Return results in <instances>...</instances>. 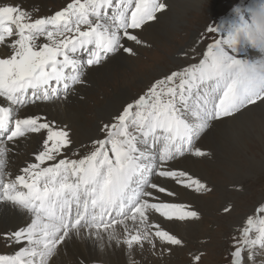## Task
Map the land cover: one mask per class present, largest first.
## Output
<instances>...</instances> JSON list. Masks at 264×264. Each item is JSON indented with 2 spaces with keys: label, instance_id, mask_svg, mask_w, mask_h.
<instances>
[{
  "label": "snow or ice",
  "instance_id": "6c2138e0",
  "mask_svg": "<svg viewBox=\"0 0 264 264\" xmlns=\"http://www.w3.org/2000/svg\"><path fill=\"white\" fill-rule=\"evenodd\" d=\"M167 7L164 0H70L52 15L33 18L21 0H0V218L27 217L0 232L14 249L0 254V264H49L73 237L101 250L124 246L129 256L146 245L163 256L183 244L163 222L199 213L162 199L177 196L165 182L197 193L211 189L174 165L189 156L208 158L212 153L199 142L213 127L264 106V58H237L231 28L226 36L221 27H208L219 38L198 63L150 82L90 144L77 147L67 124L27 114L33 106L66 102L109 59L137 55L128 42L144 44L137 30L158 22ZM31 134H41L42 144L13 176L9 145ZM224 212L231 215L232 208ZM237 231L229 264H257L264 256V198ZM201 259L193 254L192 264Z\"/></svg>",
  "mask_w": 264,
  "mask_h": 264
},
{
  "label": "rangeland",
  "instance_id": "374dc122",
  "mask_svg": "<svg viewBox=\"0 0 264 264\" xmlns=\"http://www.w3.org/2000/svg\"><path fill=\"white\" fill-rule=\"evenodd\" d=\"M27 1L31 3L32 1L35 2L34 0H26V1H22L21 3L26 4ZM167 1L168 0H164L166 4ZM44 2L45 4H41V6L42 5L44 6H42L38 11L36 10L30 11L32 12L31 13L32 16L35 13H39L37 16L52 15L54 12L59 11L63 7H65L66 4L70 2V0H52V1L44 0ZM241 3L244 4V9L238 6ZM251 3L252 0H222L217 3L219 7L216 8L215 10L213 9V12L210 11V6H208L207 4H203L201 10L195 12V14L191 13L187 16V19H185V21L182 22V25H180L176 29V32L173 34V37H171L168 42L165 41V39H162L161 44L163 43L162 44L163 47H160L157 44H153L152 42L150 43L147 40H144L145 38L142 35L146 34L147 33L146 31H148V33L160 34L164 29L168 27V25H166L165 22L161 21L162 20L161 18L165 17L169 12L168 9L170 5H168L167 9L162 14H158L159 16L158 21L159 22L161 21L160 24H158V22L157 23L152 22L151 26L156 24L158 25L150 30L148 27H146L142 31L137 30V32L139 33V38H141L145 42L142 45H135L133 43L135 45L134 50L136 51L137 55L135 56H127L124 54L117 55L116 57L112 58L113 60L109 59L106 63H104L106 66L109 63V61L112 60L108 64L109 68L113 69L110 72L111 77L109 78L108 83L106 85L102 83V81L105 80L106 77L101 79V81L98 83V86L96 88L92 86L93 85L92 83L88 82L89 86H87L88 84H86L85 86L87 87H84L81 90H79V92L82 93L81 96L84 95L82 97V100L80 101L85 102L86 100L87 105L90 107L95 106L94 101L102 102L104 96H100L99 92L102 91L103 89L109 90V92H111L112 90H114L116 83L119 82L121 83V80L123 81L127 76L133 75L132 71L136 69V66H138L136 62H139V64L144 65V66L140 65L137 68V71L141 72L142 76L144 77L141 76L142 77L141 81L140 79H137L138 82L131 81L132 83L131 85L132 87H137L138 88L137 92H139L140 94H143V92L146 90V87L149 85L150 82L154 81L156 78H159L161 75L168 74L175 70H180L181 68L185 66H189L193 63H198L199 60L202 59L203 53L206 51L207 45L213 42L214 39L219 38L218 33L209 34L207 32V28L214 26L221 27L222 35H226L227 34L226 30L230 29L232 25L238 23L239 18H243V19L248 18V11L246 6L250 5ZM36 5L37 4H31L32 7H35ZM234 7H237L238 11L235 12L234 10L231 12L230 10H232ZM225 15L227 17L226 18L227 23H230L231 25L220 24L221 19ZM160 25L161 27L164 28H161ZM237 48L239 49V50L237 49V58L246 59L249 62H255L258 59L264 58V55H262V53L258 49L247 43H246V47L244 43H241L237 46ZM246 49L248 53L247 58H246L247 55ZM167 51H169L170 52L169 54H171L169 58H171L172 56L176 61H179L180 63L179 66L171 64V62L168 60H164L166 58ZM117 57H120L122 59H127L126 61H128V63L131 65V67H134V69L131 70L130 68V70L129 69L127 70L125 69L124 66H117L118 64L116 65L114 63V60H116ZM154 57H156L158 60L159 58H163V60H160L158 62H153L151 58ZM103 65L100 67H103ZM145 84L147 85L146 87L144 86ZM132 87L130 86L131 92H132ZM85 90H90L91 92L88 95H86ZM85 96L86 97L90 96L89 99L91 101L90 100L87 101V98ZM75 102L70 103L68 106L75 108V105H77V102L76 103ZM253 107L259 108L260 106H250V110H248L249 112L247 114L248 120H255L256 117L259 116V120H260L259 123L263 125L262 122H264V113H262L263 111L261 110H263L264 106L260 107L259 110H255V111H253L254 109ZM86 112L88 114L86 118L91 119V121H89V125L85 126L84 128L85 130H89V127L92 126L93 120L98 121L99 119L101 120V118L98 117L94 119L93 113L90 114L89 110H87ZM245 112L247 111H243V113ZM239 115L241 114H237V118L239 117ZM89 116L92 117L90 118ZM50 119L56 121V119H52V118ZM234 120H228L227 122L232 123V121ZM60 121L62 122V124L70 123L67 122L68 119L64 118L63 116L60 118ZM262 128L263 129H259L251 126L249 128L251 133L250 135H248V138H246V144L248 147L252 145L254 148L252 150L246 149V152L248 151L247 152L248 161L242 160V162L237 163L238 167L239 166L242 167L244 165V168L248 170L245 178L246 180L242 181V183H237V185L234 186L231 185V183L229 182L231 181V178L228 177V173L229 171L231 173L233 171L230 170V165L227 164V161H225L224 163L221 162V158H219V154L216 152V150H212L204 146L202 144V140L199 142L200 146H202L204 150L212 153V155L206 159L196 158L194 156H189L188 159L193 160L194 162L197 163H201L202 165H205V168L208 169L211 177L207 175L209 177L207 179L205 177L200 176V174H197L194 171L185 170V169L182 170L188 171L190 175L193 174V176H198L202 180V182L205 183L207 187L211 189V191L200 192L199 194H196L195 192H190L188 190L185 191L186 189L182 188L179 185H173V182L170 181L165 182L167 186L169 185L168 187L174 188L175 190L178 189L176 191L177 194H179V196L177 195V197L175 198L168 197L169 199H174L177 202L178 200H180V195L187 192L188 195L193 196V199L197 198L198 202H193L192 199L191 203H187V204H191L192 208L198 211L199 218L190 221H178V223L176 222L172 223L173 228L175 227L174 228L175 235H177V237L183 241V244L181 246H175L174 250L171 253L165 252L163 256L159 254L153 255L149 250L148 246H145V250L143 252H146L145 253L146 255L143 257V259L141 260L139 259L138 261H136V264H192L193 254L202 255V259L199 262V264H229L230 249L232 248L233 245V237L239 235L237 229L241 226L242 219L246 216V214L250 213L252 206L257 201L264 198V172L262 174H259V172L255 173L254 170L257 171V168L256 166L250 163V160L255 161L259 159L261 164H259L258 166H261L264 171V144H263L264 127L262 126ZM214 131H215V127H213L209 132L214 133ZM214 136L217 137L216 134H214ZM33 139L36 140L38 138H32V140ZM39 139L41 138L39 137ZM25 143L27 142H24L23 145H25ZM84 144H90V142ZM21 149L23 150L25 148H21ZM22 153L23 152L17 153V151H14L13 155L22 156ZM182 160L183 159H181L178 163H176L174 167L180 169L181 168L180 162ZM208 164H212L214 166L207 167L206 165ZM12 165H13V161L9 159L8 168H10ZM12 169L13 170L18 169L15 163ZM233 170L238 173V168L237 170L236 169ZM238 175L240 174L238 173ZM179 188L181 189V192ZM205 202H207V204H204ZM212 204L215 205L214 208L211 207L213 206ZM204 205L207 206V208H205ZM229 206L232 208L231 215L224 212V208ZM197 207L199 210L197 209ZM181 222L183 224H181ZM189 223L192 224L188 225ZM188 228L190 229V232H187L186 234L189 235L185 236L184 231ZM113 244L114 245H112L110 248H113L114 251L119 252L118 248H116L117 246L115 245V243ZM13 251L14 249L6 245L4 239L0 237V254H9L12 253ZM61 252L62 250H60L58 254ZM70 254H71V259L73 258L72 260L74 264H79L80 260H84L86 264H95L97 262L102 264L103 263L120 264L118 261L105 263L103 261H99V257L97 259L88 256V254H86V257H84L81 253L78 254L75 252L73 253L70 252ZM133 259H134L133 256L128 257L126 260V264H132ZM261 260H264V256H258L256 258L257 264H260Z\"/></svg>",
  "mask_w": 264,
  "mask_h": 264
},
{
  "label": "bare ground",
  "instance_id": "6f19581e",
  "mask_svg": "<svg viewBox=\"0 0 264 264\" xmlns=\"http://www.w3.org/2000/svg\"><path fill=\"white\" fill-rule=\"evenodd\" d=\"M22 1H26V0H21V2ZM34 1L35 2L32 1V3L27 1L26 4H22V3L21 4L29 12L36 10V9L39 10L42 6H44V5L41 6V4H45L44 0L43 1L42 0H34ZM219 1H222V0H168L167 5H170V7L168 9L169 12L167 13V15L165 17L161 18L162 20L160 19L161 21L165 22V24L168 25V27L166 29H164L162 31V33H160V34L148 33V31H146L147 33L143 34L142 36L145 38L144 40H147L150 43L152 42L153 44H157L160 47H163L162 46L163 43L161 44L162 39H165V41L168 42L170 40V38L173 37V34L176 32V29L180 25H182V22H184L185 19H187V16L189 14H191V13L195 14V12H198L199 10H201L203 4H207L208 6H210V11L213 12V9L215 10L216 8L219 7L217 4ZM31 4H37V5L35 7H32ZM232 11H234V10H231V12ZM168 17H170V18H168ZM160 22L158 21V24H160ZM158 24L153 25L151 27H148L149 30L156 27ZM160 27H161V25H160ZM161 28H164V27H161ZM193 34H194V32H193ZM195 36H196V34H195ZM128 45L135 47V45L132 42H128ZM2 50H3V47L0 46V51H2ZM169 53H170L169 51L166 52V58L164 60H168L171 62V64L179 66V64H180L179 61H176L172 56H171V58H169V56L171 55ZM120 57H117L116 60H114V63L116 65L118 64L117 66H124L125 69H127V70L128 69L130 70V68H131V70L134 69V67H131V65L128 63V61H126L127 59H122ZM112 60H110V61H112ZM151 60H153V62H158L160 60H163V58H159V60H158L156 57H154V58H151ZM110 61H109V63H110ZM136 63L138 64V66H140V65L144 66L143 64H139V62H136ZM108 64L106 66L104 64L103 67L98 66L99 68L98 67L94 68L90 72V74L86 77L87 81L93 84L92 85L93 87L96 88L98 86V83L101 81V79L105 78V77L106 78H105V80L102 81V83L105 85L108 83V80L111 77L110 72L113 70V69L109 68ZM138 66H136V69H134L132 71L133 75L127 76L123 81L121 80V83L120 82L116 83L114 90H112L111 92H109V90H106V89H103L102 91H100L99 95L104 96L103 97L104 99L102 102L94 101L95 106H92V107L88 106L85 99H84L85 102L80 101V100H82V97L84 95L81 96L82 93L79 92V90H81L84 87L89 86V84L87 83L88 84L87 86H78V89H79L78 92L71 95L66 102H60V103H56V104H46V105H41L40 107H34L33 106L27 110V114L43 115L48 119H50V118L56 119V121L58 123H62L60 121V118L63 116L64 118L68 119L67 122H70L67 125L71 130V132H70L71 138L73 139V141L77 147H79V145L82 143L84 144V143L91 142V140L93 138H97V137L100 138L101 133L99 130H100V127L102 126L103 123L108 122L111 119L112 115L115 114L118 110H120L122 105L125 102H131L133 99L137 98L138 95H140V93L137 92L138 88L132 87V85H131L132 84L131 81L132 82H138L137 79H140V81H141V78L144 77V76H142L141 72L137 71ZM156 72H158V71H156ZM146 84L144 85L145 87L147 86ZM130 86L132 87V92H131ZM145 87H144V89H145ZM90 92H91L90 90H85L86 95H88ZM90 96H92V95H90ZM90 96H87V97L85 96L87 98V101L90 100L89 99ZM75 101L77 102V105H75V108L68 106L70 103L75 102ZM260 107H262V106H260ZM260 107L259 108L253 107L254 108L253 111L259 110ZM87 110L90 111L89 112L90 114L91 113L94 114L93 115L94 119H96L98 117L101 118V120L97 119L98 121L93 120L92 126L89 127V130H85V128H84L85 126H88L89 121H91V119L86 118L88 115L86 112ZM261 111H263L262 113H264V107H263V110H261ZM248 112L249 111L243 113L242 115H239V117L237 119H235L234 121H232V123L224 122V123L217 124L215 126L214 133L208 132V134L202 139V144L204 146L208 147L209 149L216 150V152L219 154V158H221V162L224 163L225 161H227V164L230 165V170H232L233 172L231 173L229 171L228 177L231 178V181H229V182L233 186L237 185V183H242V181L246 180L245 178H246L248 170H246L244 168L243 163H242V165H243L242 167L239 166L240 168L238 167L237 163L242 162V160L248 161V157H247L248 151L246 152V149L252 150L254 148L252 145H250V147H248L246 144V138H248V135H250V133H251L249 130L250 126L256 127L259 129H263L262 126L264 127V122H262L263 125H261V123H259L260 122L259 116H257L255 120H248V116H247ZM74 130L76 131V133ZM214 134H216L217 137H215ZM32 135H31V137H29L27 139H19L18 142L14 145L13 144L9 145L10 147H12L14 149V151H17V153L23 152L22 156H14L13 155L14 151L9 153V159H11V161H13V165L10 168H8L9 171L13 170L12 168L14 166V163L19 169L23 165V163L26 162L28 159H31L33 157V153L37 151L38 146L41 143V139L38 138L36 140H34V139L32 140V138H37V137H34ZM24 142H27V143H25V145H23ZM20 146H21V148H25V149L22 150L20 148ZM245 163H248V162H245ZM250 163L252 165L256 166L257 171L254 170L255 173L259 172V174H262L264 172L263 168L261 166H258L259 164H261L259 159L255 160V161L250 160ZM180 164H181L180 169L194 171L197 174H200V176L205 177L207 179L209 177H211L208 169H206L205 165H202L201 163H197V162H194L193 160L186 158V159H183L180 162ZM208 165H210V166H208ZM208 165H206V166L207 167L214 166L212 164H208ZM232 168L236 169V170L238 168V173L240 175H238V173L235 172ZM207 175H209V177ZM210 179H212V178H210ZM173 185H171V186H173ZM176 190H178V189H176ZM185 191H187V190H185ZM180 192H181V189H180ZM187 193L181 194L180 200H178L177 202L178 203H191L193 196L188 195ZM177 195L179 196V194H177ZM165 199H168V198H165ZM168 200H171L172 202H176V200H174V199H168ZM193 202H198L197 198H194ZM216 203H217V201H216ZM204 204H207V202H205ZM204 207L207 208V206H205V205H204ZM211 207L214 208L215 205H213ZM197 209H198V207H197ZM26 222H27V217H21L19 215L14 216V217L13 216H5L3 218H0V232H4L7 230H15L17 227L22 226ZM190 224H192V223H189L188 225H190ZM163 226L166 229H170L175 234V231H174L175 227L173 228L172 223L163 222ZM187 232H190L189 228L184 231L185 236L189 235V234H186ZM18 247L19 246H17V248ZM116 248H118L119 252L114 251L113 248H110L108 246H106L103 250H101L98 246H93V244L90 240L77 239L76 237H73L65 245L61 246L62 252L57 254L56 256H54L50 260L49 263L50 264H74V262L72 260L73 258L71 259L70 252L71 253L75 252L78 254L81 253L84 257H86V254H88V256H90V257H94L97 259L99 257V261H103L105 263L112 262V261H118L120 264H126L127 258L130 257L127 249L124 246H117ZM145 253L146 252H138V251L133 252L131 254V256H133V258H134L133 261L136 262L139 259L140 260L143 259V257L146 255ZM76 255H74V256H76ZM75 263H77V262H75Z\"/></svg>",
  "mask_w": 264,
  "mask_h": 264
},
{
  "label": "clouds",
  "instance_id": "9594fccd",
  "mask_svg": "<svg viewBox=\"0 0 264 264\" xmlns=\"http://www.w3.org/2000/svg\"><path fill=\"white\" fill-rule=\"evenodd\" d=\"M246 7L248 18H239V22L232 25L231 40L235 46L247 43L264 55V0H252Z\"/></svg>",
  "mask_w": 264,
  "mask_h": 264
}]
</instances>
